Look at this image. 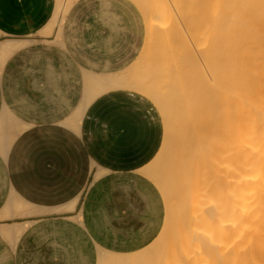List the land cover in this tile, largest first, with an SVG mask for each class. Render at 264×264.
<instances>
[{"label": "bare ground", "instance_id": "6f19581e", "mask_svg": "<svg viewBox=\"0 0 264 264\" xmlns=\"http://www.w3.org/2000/svg\"><path fill=\"white\" fill-rule=\"evenodd\" d=\"M136 1L150 41L125 83L167 118L146 174L168 219L145 249L100 264H264V0Z\"/></svg>", "mask_w": 264, "mask_h": 264}, {"label": "crops", "instance_id": "0c3cea01", "mask_svg": "<svg viewBox=\"0 0 264 264\" xmlns=\"http://www.w3.org/2000/svg\"><path fill=\"white\" fill-rule=\"evenodd\" d=\"M72 2L0 0V89L6 66L9 83L14 77L15 84L36 86L30 94L25 89L19 111L6 102L2 110L0 103V234L13 242L26 227L79 215L87 234L96 237L98 213L112 219L122 210L138 211L140 198L134 197L147 193L133 180L142 173L161 201L160 232L139 250L98 248L94 264H100L104 255L140 252L162 232L164 200L146 171L162 147L165 128L158 108L125 83L137 60L114 70L87 51L89 36L78 34L83 52L70 43L65 28L56 39ZM109 5L118 14L129 8L127 0H109ZM134 228L121 242H146L145 226ZM105 241L119 240L108 235Z\"/></svg>", "mask_w": 264, "mask_h": 264}, {"label": "rangeland", "instance_id": "374dc122", "mask_svg": "<svg viewBox=\"0 0 264 264\" xmlns=\"http://www.w3.org/2000/svg\"><path fill=\"white\" fill-rule=\"evenodd\" d=\"M72 1L73 4L70 9L63 15L62 24L57 26L59 30L56 39H62L61 34L63 33V28H65L66 32L70 33V43H75L78 47L77 50L83 52L85 48H82V42L80 43L78 34L89 36L90 45L88 48L86 47L87 51L91 53V56L112 65L114 70H120L123 65L124 68L131 66L139 59L143 48H146L149 44L150 32L145 9L136 0L135 2L138 5L132 0H127L129 8L121 14H118L115 8L110 7L109 0ZM167 25L172 24L167 23ZM159 37L162 39L161 42H163L164 47L167 46L168 40L165 39L166 37L163 35ZM145 40L146 43H144ZM166 40L167 43L165 42ZM52 43H64V41L55 40ZM82 59H85V57L82 56ZM173 66H168L171 71H175L173 70L175 66ZM9 70L10 68L7 66L1 70L2 74L5 75V78H2L5 83L1 85L0 103L2 110L6 102L9 107L19 111L21 105L26 102L23 97L26 95L25 89L29 90L28 93L30 94L36 86L25 83L15 84L13 82L14 77L11 78L12 82L9 83L8 73L6 74ZM12 70L15 72V69ZM34 70L35 68L28 71L33 74ZM135 71L131 69L130 75L132 73L134 78H138L141 72ZM21 72V75L26 76L23 69ZM30 74L26 76L29 79ZM129 90L149 99L160 112L165 128V136L162 147L153 162L156 165L161 160V151L167 141L168 126L166 115L154 99L148 98L145 94L136 91V89ZM3 96L6 97L5 100ZM133 181L135 186L138 187V191L143 190L147 193L143 196L134 197L136 199L140 198L137 212L122 210L114 213L112 219H106L104 217L105 213H98L102 217L97 221L96 237L87 234V230L83 226L84 218L79 215L70 218L68 221L42 222L35 227H26L18 237L14 235L11 238L13 242H4L3 239L9 240V238L0 234L2 237H0V264H94L98 248L128 252L145 247L160 232L163 223V210L157 189L150 180L145 178L142 173H139ZM154 182L157 184L155 180ZM157 186L166 208V220L162 234L168 219V200L161 187L158 184ZM129 198L133 199V197ZM135 226H145V236L142 239L146 240V242H121L127 233L128 235L133 233L136 229L134 228ZM108 235H112L114 240H119L120 242H106L105 239Z\"/></svg>", "mask_w": 264, "mask_h": 264}]
</instances>
